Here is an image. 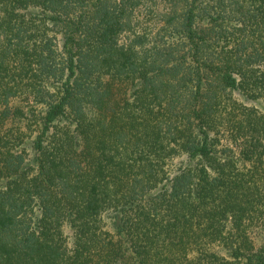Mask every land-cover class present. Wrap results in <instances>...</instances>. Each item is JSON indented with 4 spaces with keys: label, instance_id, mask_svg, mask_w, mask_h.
I'll return each instance as SVG.
<instances>
[{
    "label": "trees",
    "instance_id": "obj_1",
    "mask_svg": "<svg viewBox=\"0 0 264 264\" xmlns=\"http://www.w3.org/2000/svg\"><path fill=\"white\" fill-rule=\"evenodd\" d=\"M261 221L264 0H0V264H264Z\"/></svg>",
    "mask_w": 264,
    "mask_h": 264
},
{
    "label": "rangeland",
    "instance_id": "obj_2",
    "mask_svg": "<svg viewBox=\"0 0 264 264\" xmlns=\"http://www.w3.org/2000/svg\"><path fill=\"white\" fill-rule=\"evenodd\" d=\"M10 104L15 107L23 106V104L17 99H13L10 102ZM17 120H20V119L16 118L13 121L16 122ZM178 160L179 159H175V161H178ZM247 234L250 239L251 246H253L255 249L260 248V246H262L264 243V221L258 222L256 223V225L252 226L248 230Z\"/></svg>",
    "mask_w": 264,
    "mask_h": 264
}]
</instances>
